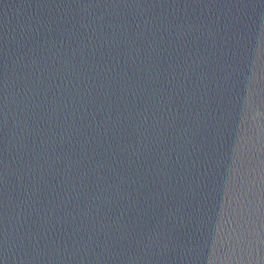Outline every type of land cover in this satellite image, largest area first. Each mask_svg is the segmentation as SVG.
Here are the masks:
<instances>
[{"label":"water","instance_id":"water-1","mask_svg":"<svg viewBox=\"0 0 264 264\" xmlns=\"http://www.w3.org/2000/svg\"><path fill=\"white\" fill-rule=\"evenodd\" d=\"M0 264H264V0H0Z\"/></svg>","mask_w":264,"mask_h":264}]
</instances>
